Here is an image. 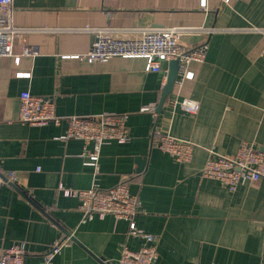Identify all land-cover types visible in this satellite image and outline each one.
<instances>
[{"label":"crops","instance_id":"obj_1","mask_svg":"<svg viewBox=\"0 0 264 264\" xmlns=\"http://www.w3.org/2000/svg\"><path fill=\"white\" fill-rule=\"evenodd\" d=\"M12 23L19 58H0V171H14L16 180L0 186L2 247L24 241V264H39L60 239L52 264H114L123 244L137 249L145 240L109 214L84 220L79 199L58 186L125 180L140 201L135 225L158 237L153 264H264V178L229 190L201 174L209 150L232 156L245 141L264 151V0H206L204 9L198 0H13ZM86 27L187 28L179 40L206 44L205 56L187 64L191 78L177 74L157 110L162 73L145 71L144 60L73 57L94 39ZM22 41L37 54L20 55ZM22 90L50 99L59 123L20 122ZM183 98L196 100L198 111H183ZM150 104L157 114L140 111ZM110 114L125 116L128 140L103 144L89 164L90 146L63 138L67 119ZM156 128L190 142L191 159L157 149Z\"/></svg>","mask_w":264,"mask_h":264},{"label":"built area","instance_id":"obj_2","mask_svg":"<svg viewBox=\"0 0 264 264\" xmlns=\"http://www.w3.org/2000/svg\"><path fill=\"white\" fill-rule=\"evenodd\" d=\"M227 1V0H225ZM198 6L206 8V0H198ZM13 0H0V58L14 56L18 62L19 55L13 54V44L19 37V29L12 23ZM108 29V28H107ZM187 28L179 27H143L130 32H109L96 28L86 27L94 33L88 50L74 58H85L86 61H106L112 57L139 58L144 60V70L161 72L164 85L167 69L162 68L163 62L177 59L179 62L178 74L181 78H191L192 72L186 69L191 61H202L205 56L206 44L196 47H187L180 40L181 31ZM188 30V29H187ZM20 55H35L38 52L36 45L20 42ZM264 55V49H263ZM176 102H174V105ZM179 107L188 113H196L199 104L191 98H183L178 102ZM140 111L156 113L155 104L143 106ZM18 120L29 125H44L48 122L59 123L53 102L42 96L34 95L29 90L19 93ZM67 129L63 138H80L86 149L84 155L89 158V164L95 165L103 144L110 142L124 143L128 140V130L125 116L105 115L96 120L90 117L72 116L67 119ZM153 145L172 156L178 162H186L192 156V144L177 139L167 131L156 128ZM204 177L219 181L229 190L246 181H256L264 178V151L245 141L241 142L232 156H225L209 150L201 170ZM16 180L14 171H0V186ZM59 190L66 196H75L79 199V208L84 214V220L93 216L103 218L112 215L115 219H124L128 222V233L142 237L145 243L137 249H131L123 244L120 256L114 264H153L158 256V237L143 232L135 225L134 215L140 211V201L132 193L125 180H120L108 188H100L93 184L86 189L66 188L62 184ZM24 241H14L7 247L0 245V264H24L26 253ZM63 241L54 240L49 249L44 252L39 264H52L53 257L60 251Z\"/></svg>","mask_w":264,"mask_h":264},{"label":"water","instance_id":"obj_3","mask_svg":"<svg viewBox=\"0 0 264 264\" xmlns=\"http://www.w3.org/2000/svg\"><path fill=\"white\" fill-rule=\"evenodd\" d=\"M178 70H179V62L177 59H173V60L168 61L166 81L162 87L161 97H160V100L158 102L157 110L160 109V107L164 103L166 97L172 91V87H173L175 80L177 78ZM139 165L141 166V162L139 163Z\"/></svg>","mask_w":264,"mask_h":264}]
</instances>
